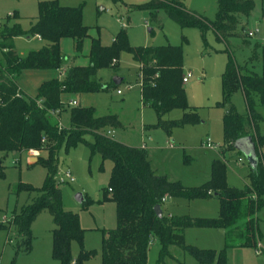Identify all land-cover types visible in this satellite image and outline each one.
Wrapping results in <instances>:
<instances>
[{"label":"trees","instance_id":"trees-1","mask_svg":"<svg viewBox=\"0 0 264 264\" xmlns=\"http://www.w3.org/2000/svg\"><path fill=\"white\" fill-rule=\"evenodd\" d=\"M217 6L216 18L210 20L189 9L182 0H149L137 5L150 12L151 21H156L158 12L163 10L182 28L197 27L203 36L211 28L218 40L227 42L238 25V17L249 16L255 8V0H217ZM82 10V6H63L57 1H45L40 4V15L33 18L29 29L24 30L19 22L0 29V152H47V157L41 160L47 170L43 186H19L20 190L38 191L39 196L33 202L23 204L8 222L9 225L0 223V228L14 227L18 248L28 253L33 239L32 223L47 211L55 225V259L61 264H83L97 254L95 250L87 251L82 247L76 259L71 257L72 241L82 244L85 230L80 224L79 214L63 208L62 191L55 180L58 149L66 140L69 147L85 143L92 153H99L103 159L113 162L109 182L112 190L108 192L111 193L110 199L116 203L117 226L103 230L102 264H146L150 245L155 239L160 244L158 264L171 256V245L193 256L198 264H227L228 248L258 247L261 232L257 213L264 196V157L259 148L264 143V136L259 129L263 118L256 107L264 106V42L253 45L249 62L252 64L260 60L261 73L250 69L249 64L240 66L230 54L222 76L223 103H219L227 107L223 116V150H233L237 139L251 136L259 157L258 167L251 169L249 183L242 188L231 186L227 182V161L219 157L212 161L208 181L198 186H186L179 180L172 181L166 175L157 173L144 146H130L106 134L110 127L121 125L115 114L97 116L95 107L72 106L70 125L59 130L58 118L67 108L61 100L62 95L96 93L119 86L113 81L104 83L98 72L107 68L118 70V58L123 51L130 53L133 60L141 65L143 105L152 107L158 116L157 123L152 126L170 133L174 128L198 122L196 112L187 102L182 46H132L125 29L115 36L113 45L105 46L99 37L90 35L89 27L83 22ZM11 18L19 21L22 17L15 11ZM24 35L39 36L46 44L22 56L15 50L14 40ZM62 38H73L78 50L82 49L84 40L90 38L89 65L71 67L65 77L44 81L35 97L28 96L16 81L18 75L29 69H60ZM238 90L245 97V116L236 111L231 101ZM175 109L183 110V117L166 119ZM85 134L92 135L93 141H87ZM1 167L0 160V173L3 174ZM213 196L220 202L217 217L168 216L163 213L159 216L155 211L165 197L195 200ZM90 203L85 197L82 208ZM188 228L224 229V248L218 252L188 244L185 239Z\"/></svg>","mask_w":264,"mask_h":264},{"label":"rangeland","instance_id":"rangeland-1","mask_svg":"<svg viewBox=\"0 0 264 264\" xmlns=\"http://www.w3.org/2000/svg\"><path fill=\"white\" fill-rule=\"evenodd\" d=\"M45 1H57L63 6H82L83 22L89 27L90 35L99 37L105 46L113 45L115 36L123 29L132 46H182L183 75L191 74L189 82L185 84L187 102L198 118V122L194 124L174 128L170 133L152 126L157 123L158 116L152 107L143 105L142 85L139 83L141 65L125 51L121 52L118 58V70L107 68L99 71V76L107 82H112L113 76L116 75L123 77L124 80L119 86L87 94L83 99L67 95L64 100H76L82 107L93 106L97 116L117 115L121 125L110 127V136L131 146H147L152 165L158 173L181 180L184 185H201L209 179L211 159L221 150L220 158L227 161L228 184L236 187L244 185V179L251 167L246 156L237 148L227 152L223 150V116L227 107L219 103H223L222 76L230 54L240 66L249 64L250 69L258 73L262 71L260 60L252 64L249 62L252 59L253 45L256 42H264V0H255V8L249 16L238 17V25L229 35L227 42L218 40L211 28L205 36L197 27L182 28L163 10L158 12L156 21H151L150 12L137 7L149 0H0V29L16 22H19L24 30L29 29L33 18L40 15V4ZM182 1L189 9L208 19L216 18L217 0ZM15 11L22 17L19 21L11 18ZM254 29L259 32L254 37H249L247 32ZM45 44V41L29 35L14 40L15 50L20 55L39 50ZM89 45L90 38H86L82 51H79L72 39L62 40L61 70L64 74L73 66L87 63ZM129 84L134 87L128 89ZM117 90H121L123 94H118ZM231 101L239 114H247V105L241 90L232 95ZM71 107L67 106L59 117L63 129L70 125ZM256 110L263 118L259 122V129L264 136V106L258 105ZM183 115V110L175 109L166 119H179ZM84 138L87 141L94 139L90 134H85ZM207 141H211L215 148H206ZM259 151L264 157V143L260 145ZM184 153L193 157L191 164L184 163ZM31 157H37V161H31ZM46 157V151H40L38 156L28 152H0L3 172L0 173V223L9 225L8 222L23 204L37 199L40 194L38 191L20 190L19 186H43L47 170L41 160ZM239 158L242 160L239 161ZM112 168L111 160L103 159L99 153H92L85 143L69 147L64 140L59 146V175L64 176L65 172H69L75 178L73 183H59L63 208L78 213L80 224L85 230L82 244L76 240L72 241L71 257L76 259L82 247L87 251H97L96 255L85 260L83 264H102L103 230L117 226L116 203L110 199L111 193L108 192ZM77 193H82L91 201L88 207L82 208V203L76 199ZM174 200L178 204L175 208L177 213L186 211L184 214L202 217H217L220 214V202L214 196L190 201L168 198L162 204L166 214L170 212V208L171 211L174 209L168 206ZM257 215L262 235L260 246L228 248L227 264H264V196ZM5 216L8 218L6 221ZM7 227L0 228V264H61L53 256L55 225L47 211L42 212L32 223L33 239L31 251L28 253L18 248L15 228ZM191 232L194 233L192 237L189 235V240L202 246L218 252L225 246V232L220 229H194ZM159 250L160 244L154 240L150 245L146 264H158ZM169 251L171 256L165 257L159 264H198L193 256L176 245H171Z\"/></svg>","mask_w":264,"mask_h":264},{"label":"crops","instance_id":"crops-1","mask_svg":"<svg viewBox=\"0 0 264 264\" xmlns=\"http://www.w3.org/2000/svg\"><path fill=\"white\" fill-rule=\"evenodd\" d=\"M34 37H37V38H39L40 40H42L39 36H34ZM93 37V36H92ZM18 38V37H17ZM16 39V38H15ZM63 39H65V38H62L61 39V41H60V47H61V43H62V40ZM70 39H72L74 42H76L73 38H70ZM44 41V40H43ZM90 48H91V39H90V45H89V51H88V53H87V63L86 64H83V65H77V66H87V65H89V63H90V60H89V53H90ZM82 49H83V45H82ZM82 49L81 50H79V51H82ZM61 51H62V49H61ZM26 55V54H25ZM22 56H24V55H22ZM100 71V70H99ZM66 74H67V72L64 74V72H62V70H61V68L60 69H55V70H51V69H29V70H23L19 75H18V77H17V79H16V81H17V83H18V85L20 86V88L22 89V91L25 93V94H27L28 96H32V97H35L36 95H37V90H38V88H39V86L44 82V81H46V80H51V79H55V78H57V79H61V78H63V77H65L66 76ZM98 77L99 78H101L102 79V81L104 82V83H108L107 82V80H103V78L101 77V76H99V72H98ZM114 77V76H113ZM124 80V79H123ZM123 82V81H122ZM87 94H93V93H85V94H81V95H69V94H63L62 95V97H61V100H62V102H65V103H67V102H69V100L67 101H65L64 100V96H67V95H69V96H71V97H73V96H76V97H79V98H81V99H83V98H85V96L87 95ZM122 94H123V92H122ZM78 102V101H77ZM78 105H79V102H78ZM79 106H81V105H79ZM84 107H91V106H84ZM93 107V106H92ZM165 118H167V116L165 117ZM126 144V143H125ZM128 145V144H127ZM131 146V145H130ZM140 147H143V146H140ZM146 149H147V151H148V154H149V158H150V161H151V164H152V159H151V155H150V152H149V150H148V147L147 146H144ZM222 151L220 150V152H217L215 155H214V157L211 159V162H210V176H211V164H212V161L214 160V159H216V158H219L220 157V153H221ZM227 152V151H226ZM15 153V152H14ZM186 155H188V157L186 158L185 156ZM41 156V155H40ZM34 159H36V161H37V157H31V161L32 160H34ZM36 161H33V162H36ZM192 161H193V157L191 156V155H189V154H185L184 153V163L185 164H187V165H189V164H191L192 163ZM152 167H153V165H152ZM251 167V166H250ZM154 168V167H153ZM155 169V168H154ZM156 170V172L158 173V171H157V169H155ZM250 172H251V170L249 171V173L246 175V177H245V179H244V185L246 184V183H249V179H248V175L250 174ZM159 174H163V175H166L167 177H168V175L167 174H165V173H159ZM210 176H209V178H210ZM168 179H170V180H172V181H176V179H171V178H169L168 177ZM209 180V179H208ZM207 180V181H208ZM179 181H181V180H179ZM182 182V181H181ZM243 185V186H244ZM186 186H188V185H186ZM196 186H198V185H196ZM231 186H234V185H231ZM242 186V187H243ZM242 187H239V188H242ZM166 199H168V197H166ZM166 199L164 200V202L166 201ZM170 199H183V198H169V200ZM185 200H187V199H185ZM190 201V200H189ZM164 202H162V204L164 203ZM172 204H169L168 206H170V207H172V208H174V209H172V211H171V208H170V212H168V214H166L165 212H164V210L162 209V211H163V214L164 215H168V216H172V215H186V214H184L186 211H182L181 213L179 212V213H177V209H175L176 208V206L178 205L177 203H176V201L174 200V201H172L171 202ZM161 207H162V205H161ZM193 215H195V214H193ZM196 215H199V214H196ZM39 217V216H38ZM37 217V218H38ZM195 217H202V216H195ZM257 217H258V215H257ZM36 218V219H37ZM259 219V218H258ZM194 229H220V231L222 230L223 232H225V230H223V229H221V228H188V229H186L185 230V239H186V242L188 243V244H192V245H196V246H198V247H200V248H210V247H206V246H202V245H200L198 242H196V241H193V240H189V235L192 237V234L194 233V232H191V231H194ZM261 237H262V235H261ZM156 240V239H155ZM153 243V242H152ZM260 243H261V239H260ZM260 243H259V246H260ZM211 249V248H210Z\"/></svg>","mask_w":264,"mask_h":264},{"label":"water","instance_id":"water-1","mask_svg":"<svg viewBox=\"0 0 264 264\" xmlns=\"http://www.w3.org/2000/svg\"><path fill=\"white\" fill-rule=\"evenodd\" d=\"M112 81L116 85H119L123 81V77L116 75L112 78ZM235 148H237L241 153H243L246 156L252 170H255L258 167L259 157H258L257 152H256L255 142L252 140L251 136H244V137L237 139L235 141ZM76 199L78 200V202L82 203L84 201L85 197L83 196L82 193H77ZM155 211L159 216H161L163 213L162 207L160 205H157L155 207Z\"/></svg>","mask_w":264,"mask_h":264},{"label":"built area","instance_id":"built-area-1","mask_svg":"<svg viewBox=\"0 0 264 264\" xmlns=\"http://www.w3.org/2000/svg\"><path fill=\"white\" fill-rule=\"evenodd\" d=\"M123 25L126 26L125 23ZM258 32H259L258 29L249 30L247 32V35L249 37H254ZM116 62H117V60L114 61V63H116ZM140 77H141V81L139 83H141V85L143 86V74H142V72L140 73ZM190 77H191L190 73H188L186 75H183V83L184 84L188 83L189 80H190ZM133 87H134V85H132V84L128 85V89H132ZM117 93L118 94H122V91L121 90H117ZM77 105H78V102L76 100H71V101L66 103V106H77ZM63 127L64 126L62 125L60 119L58 118V128H59V130H62ZM106 134L108 136H110L111 135V131L107 130ZM205 147L209 148V149H214L215 148V146L211 143V141H207V143L205 144ZM39 152H40L39 150H29L28 151V153L30 155H37V156L39 155ZM238 160L241 161L242 159L239 158ZM55 180H56L57 184L66 183V182L73 183L75 181V178L73 176H71V174L69 172H65L64 176H61V175H59V171H58L57 174L55 175ZM109 190L111 191L112 189L110 188ZM165 199H166V197L162 200V202H164ZM7 219L8 218L5 216L4 217V221H6Z\"/></svg>","mask_w":264,"mask_h":264}]
</instances>
